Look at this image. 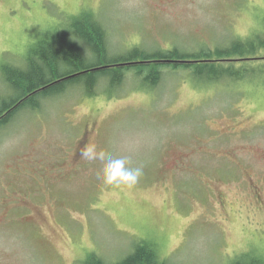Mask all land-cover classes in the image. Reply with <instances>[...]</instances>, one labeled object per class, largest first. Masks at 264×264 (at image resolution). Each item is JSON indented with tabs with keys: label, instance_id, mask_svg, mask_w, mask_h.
<instances>
[{
	"label": "rangeland",
	"instance_id": "rangeland-1",
	"mask_svg": "<svg viewBox=\"0 0 264 264\" xmlns=\"http://www.w3.org/2000/svg\"><path fill=\"white\" fill-rule=\"evenodd\" d=\"M82 12L105 28L109 59L264 34V0H0L3 97L2 68L26 67ZM133 77L110 96L70 87L0 130V264L115 263L142 241L170 264L264 257L262 80L207 86L164 69L147 90ZM89 143L141 167L138 183L104 184L100 162L80 156Z\"/></svg>",
	"mask_w": 264,
	"mask_h": 264
},
{
	"label": "trees",
	"instance_id": "trees-1",
	"mask_svg": "<svg viewBox=\"0 0 264 264\" xmlns=\"http://www.w3.org/2000/svg\"><path fill=\"white\" fill-rule=\"evenodd\" d=\"M107 50V32L92 13L82 12L70 17L64 31L40 41L30 50L26 67L2 68L3 83L9 94L3 97L4 94L0 92V130L23 111L38 110L43 101L60 96L73 86L83 87L87 96L93 97L99 93L97 90L102 85V93L110 96L120 89L125 76L130 73L147 90L155 88L164 69L172 73L185 71L190 79L207 86L223 81L242 83L248 78H253L252 81L260 78L264 83V63L259 67L257 63L250 65L264 61V57L259 56V52L264 50V34L231 42L225 48L202 49L195 53L174 48L147 55L135 48L127 59H109ZM163 60L166 62H157ZM177 61L189 63H174ZM121 64L125 66H119ZM241 64V69H235V65ZM71 76L76 77L60 81ZM82 264L170 262L161 260L154 244L142 241L133 244L131 251L115 263H108L99 255L89 253ZM228 264H264V257L248 252L235 257Z\"/></svg>",
	"mask_w": 264,
	"mask_h": 264
},
{
	"label": "clouds",
	"instance_id": "clouds-1",
	"mask_svg": "<svg viewBox=\"0 0 264 264\" xmlns=\"http://www.w3.org/2000/svg\"><path fill=\"white\" fill-rule=\"evenodd\" d=\"M80 156L89 163L100 162L103 183L115 188H132L143 175V169L131 167L128 158H114L106 149L98 147L95 143L85 145Z\"/></svg>",
	"mask_w": 264,
	"mask_h": 264
},
{
	"label": "water",
	"instance_id": "water-1",
	"mask_svg": "<svg viewBox=\"0 0 264 264\" xmlns=\"http://www.w3.org/2000/svg\"><path fill=\"white\" fill-rule=\"evenodd\" d=\"M119 66H125V65H119ZM118 66V67H119ZM106 67H108V66H106ZM105 67V68H106ZM102 69H104V68H102ZM98 70H101V69H93L92 71H98ZM76 76H71V77H67V78H64V79H62V80H60V81H64V80H69V79H72V78H75ZM60 81H58V82H60Z\"/></svg>",
	"mask_w": 264,
	"mask_h": 264
}]
</instances>
